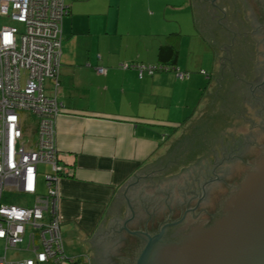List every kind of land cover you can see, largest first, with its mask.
I'll use <instances>...</instances> for the list:
<instances>
[{
  "label": "crops",
  "instance_id": "1",
  "mask_svg": "<svg viewBox=\"0 0 264 264\" xmlns=\"http://www.w3.org/2000/svg\"><path fill=\"white\" fill-rule=\"evenodd\" d=\"M69 3L70 13L63 20L59 90L65 107L57 119V147L64 167L58 180L60 218L67 256L89 264V254L100 248L120 208L140 188L136 184L143 174L186 147L187 126L198 124L186 122L191 115L186 118L175 101L183 94L185 103L190 97L202 101L207 84L202 78L207 76L201 68L206 60L202 44H217L213 68L221 77V90L225 71L232 77L237 71L236 59L251 58L254 64L248 62L245 71L261 73L264 45L258 40L256 11L246 8L245 0H218V6L211 0ZM167 44L178 51L172 64L178 68L141 72L142 65L171 64L159 56L160 47ZM218 55L221 62L216 64ZM99 67L105 73L98 72ZM46 84L50 94V82ZM217 87L215 82L213 90ZM216 102L207 105L222 107ZM173 127L176 137L167 133ZM25 245L23 250H6L0 239V257L26 256Z\"/></svg>",
  "mask_w": 264,
  "mask_h": 264
},
{
  "label": "built area",
  "instance_id": "2",
  "mask_svg": "<svg viewBox=\"0 0 264 264\" xmlns=\"http://www.w3.org/2000/svg\"><path fill=\"white\" fill-rule=\"evenodd\" d=\"M69 1L0 0V239L6 250H23L25 242L28 252L16 260L1 256L0 264L73 262L61 227L58 180L64 167L57 147V119L65 107L59 99L62 25ZM155 69L140 66L141 72ZM27 115L36 119L34 129ZM40 164L50 167L44 171L45 192L39 189ZM9 191L31 200L26 205L6 202Z\"/></svg>",
  "mask_w": 264,
  "mask_h": 264
},
{
  "label": "water",
  "instance_id": "3",
  "mask_svg": "<svg viewBox=\"0 0 264 264\" xmlns=\"http://www.w3.org/2000/svg\"><path fill=\"white\" fill-rule=\"evenodd\" d=\"M217 1L211 0V3L218 6ZM245 7L256 11L258 40L264 45V0H245ZM263 81L264 78L262 83ZM253 86L250 92L255 95L259 88L256 89L258 85ZM255 104L257 110L254 109ZM260 108L263 109V106L259 101L250 102V112L224 131L220 152L231 141L239 142L241 133L249 130L251 123L258 121L261 115L257 111ZM259 135V146L256 147L255 144L253 150L257 156L255 159L246 158L239 166L241 173L244 171L239 182L234 183L236 176H232L233 180L226 179L230 183H227V189L222 188L221 191L226 192L217 197V208L207 219L191 217L189 213L176 220H165L154 230L149 227L134 229L136 226L128 223L132 219V207L146 204L144 199H137L140 187L120 208L100 248L89 254L91 263L104 264L105 260L110 261L112 254L118 249L117 241L121 230L127 229L131 235L140 239L132 252L133 264H264V133ZM204 161L185 167L184 174L174 179L144 184L150 194L147 196L150 205L163 203L161 201L170 198L175 202L180 201L175 188L183 185L184 179L190 180L194 171H197L196 176H202L203 170H206ZM208 183L202 182V186ZM170 188L171 194L168 192ZM183 191L181 189L182 194Z\"/></svg>",
  "mask_w": 264,
  "mask_h": 264
},
{
  "label": "rangeland",
  "instance_id": "4",
  "mask_svg": "<svg viewBox=\"0 0 264 264\" xmlns=\"http://www.w3.org/2000/svg\"><path fill=\"white\" fill-rule=\"evenodd\" d=\"M3 23L12 24L14 22L9 19L3 20ZM251 24V23H250ZM199 46V42L196 43ZM216 43H209L208 41L202 44L201 53L206 54V60L201 68L205 69L206 75H202L204 84L206 87L202 91L201 102L198 97L195 100L189 98V103L184 102V94L180 99H176L175 108L184 109L186 111V118L190 115L191 119L186 122H197L198 124L190 123L187 126V138L186 147L181 149L174 156H170L166 159L165 165L169 166L168 171L174 174L180 175L184 174V168L189 167L195 163L210 159L212 152H217L220 149L221 141L223 138L224 131L235 121L245 117L250 112V103H248V98H250L251 86L257 84L254 82L257 80L258 72L245 71L247 63L254 64L253 60L246 57L237 60L234 63L233 69L237 71H232L234 77L231 76V71H225L224 86L221 90V77L214 75L215 71L213 68L215 57V47ZM197 46V47H198ZM188 47V46H187ZM221 47V46H219ZM189 56L188 48L184 51V58L187 60ZM193 58V57H192ZM191 58V59H192ZM221 57L217 56V63L221 62ZM198 73L200 71H197ZM200 74V73H199ZM214 75L213 79H208L211 75ZM255 76V77H254ZM27 75L23 74V80L25 81ZM50 82V79H46V83ZM218 84L216 91L213 90L214 84ZM246 97V98H245ZM217 99L218 105L216 108L209 106L207 104L213 105V102ZM216 102V103H217ZM173 109V114L177 113L176 109ZM28 116V115H27ZM200 124V125H199ZM36 126V119L31 116L28 117V127L34 128ZM173 127L169 132L172 134L170 137H176L175 129ZM183 130V128H180ZM180 136V135H178ZM212 156H215L214 154ZM163 168V167H161ZM50 167L46 164H40L39 174V186L42 192L47 189L44 188V171L49 170ZM167 169V168H166ZM149 183V181L147 182ZM146 184V183H145ZM9 196L5 198L6 202L16 203L20 205H26L30 202L31 197L26 196L21 193L9 191Z\"/></svg>",
  "mask_w": 264,
  "mask_h": 264
},
{
  "label": "trees",
  "instance_id": "5",
  "mask_svg": "<svg viewBox=\"0 0 264 264\" xmlns=\"http://www.w3.org/2000/svg\"><path fill=\"white\" fill-rule=\"evenodd\" d=\"M62 29H63V25H62ZM159 56L163 59V60H170L171 64L169 63H160L157 64V68L161 70V66L162 68H164L163 70H176L178 68V66L172 65L174 64V62L176 61V58L178 56V51L177 49L173 48L170 45H163L160 47V51H159ZM155 69V70H158ZM153 71V70H151ZM264 76V71H261V73L257 76V80L255 81L256 83H260L262 82ZM256 85V84H255ZM255 86H253L254 88ZM258 89V88H256ZM264 89V85H262L261 88L258 89V93L261 94L260 91H262ZM250 96L252 95L251 92ZM257 93V92H256ZM255 93V94H256ZM254 94L252 95L250 102L255 103L257 101L254 100ZM258 105V104H257ZM262 103H261V107H262ZM256 104L254 105V109L257 110V108L255 107ZM260 106V105H258ZM31 118V116H28ZM28 117H26V123L28 125ZM27 128V127H26ZM33 128V127H32ZM34 129V128H33ZM263 132L264 133V117L262 118L261 116L258 117V121L251 123L250 124V129L249 130H245V132L241 133V135L238 137L239 142L233 140L231 141L229 146L226 147H222L221 152L217 151L212 152L210 160H208L206 158V160L203 163H206V170H203L204 172H202V176H196L197 171H194L193 174L191 175V179H184L183 185H177V188H175V193L177 195V197H183V195L185 194H190L195 195V194H203L205 193V199L208 198L210 199V202L208 201L207 205L210 209H214L215 203H218V198L221 194H224L226 191H222V188H226V184L223 183H217V182H221V181H217L213 183V180L219 179L222 180L221 178H226L229 180H233V177L228 178L229 176H236V181L234 183L239 182V180L241 179L243 172L241 173L240 167L242 165V163L244 162V160L247 159H253L255 156L254 154V147L258 146V136L259 133ZM260 139V138H259ZM239 143V144H238ZM257 144V145H255ZM255 145V146H254ZM257 152V151H256ZM215 156H212V155ZM254 161V160H253ZM163 167V168H161ZM237 167V169H236ZM167 168V169H166ZM169 166L165 165H161L158 169L151 171V172H146L145 174H143V178L140 180L141 182L138 183V185L136 184V187H141L140 190V194H139V200L144 199V202H146V204H150V200L147 199V196L150 195L149 191L146 190L145 188V183L149 182H156L155 184H157L160 180H171L176 178L178 175L174 174L173 172L168 171ZM233 169V171H232ZM235 169V170H234ZM203 174L206 176L203 177ZM198 175V174H197ZM216 176L218 178H216ZM158 181V182H157ZM202 182L203 183H207L209 182L207 185H205L204 187L202 186ZM211 182V183H210ZM174 185V184H173ZM143 186V188H142ZM182 186V187H181ZM181 189H184L183 194L181 193ZM227 189V188H226ZM207 191V192H206ZM168 192H170L171 194V188L168 190ZM188 194V195H189ZM217 194V196H216ZM152 196V195H151ZM211 196V198H210ZM216 196V199H215ZM207 200V199H206ZM172 201V200H171ZM175 201H173L174 203ZM205 204V203H204ZM203 204V206H205ZM153 205V203H151V206ZM216 208H217V204H216ZM215 208V209H216ZM176 213L178 214L179 212V208L178 206L175 207ZM71 260L73 262L68 264H79L80 261L82 260L77 259V258H71ZM91 264V263H89Z\"/></svg>",
  "mask_w": 264,
  "mask_h": 264
},
{
  "label": "flooded vegetation",
  "instance_id": "6",
  "mask_svg": "<svg viewBox=\"0 0 264 264\" xmlns=\"http://www.w3.org/2000/svg\"><path fill=\"white\" fill-rule=\"evenodd\" d=\"M261 13V12H260ZM262 14V13H261ZM264 78V76H263ZM258 87H262L264 85L263 83H257ZM254 85V86H256ZM257 93L253 96L255 101H259L263 105V109L260 108V111H257L258 114L261 115V117H264V89L261 92V94ZM259 146V144H258ZM255 159V158H254ZM249 167V165H248ZM235 170V169H234ZM233 171V169H232ZM244 173V172H243ZM232 176L228 175V178ZM222 180L216 179L213 180L217 183H223L226 184L230 183L226 180V178H221ZM211 183V182H210ZM207 192V191H206ZM189 194V193H188ZM184 194V197H180V201H175L173 198L168 199L167 201H161L163 203L160 204H153L152 206L150 204H142L140 206L136 205V207H132L130 221L128 222L132 226H136L134 229H144L146 227L152 228V230L156 229L160 223H162L165 220H176L184 216L185 214H189L191 217H200L202 219H207L209 217V214H211L212 211L215 210L216 204L214 206V209H210L207 205L208 201L210 202V199L204 198L205 193L203 194H195V195H188ZM211 198V196H210ZM172 200V201H171ZM165 202V203H164ZM205 203V204H204ZM203 204L205 206H203ZM140 205V204H139ZM178 206L179 212L176 213L175 207ZM140 242V239L138 236L131 235L127 229H122L121 233L118 237V249L112 254L111 260H105L104 264H133L132 261V252L136 245H138ZM120 248V249H119Z\"/></svg>",
  "mask_w": 264,
  "mask_h": 264
}]
</instances>
